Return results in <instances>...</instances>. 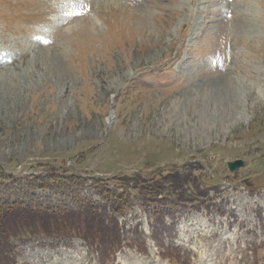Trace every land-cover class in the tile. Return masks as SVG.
I'll return each instance as SVG.
<instances>
[{
    "label": "rangeland",
    "instance_id": "rangeland-1",
    "mask_svg": "<svg viewBox=\"0 0 264 264\" xmlns=\"http://www.w3.org/2000/svg\"><path fill=\"white\" fill-rule=\"evenodd\" d=\"M0 178L120 238L16 264H264V0H0Z\"/></svg>",
    "mask_w": 264,
    "mask_h": 264
},
{
    "label": "trees",
    "instance_id": "trees-1",
    "mask_svg": "<svg viewBox=\"0 0 264 264\" xmlns=\"http://www.w3.org/2000/svg\"><path fill=\"white\" fill-rule=\"evenodd\" d=\"M62 175L73 178L72 175L66 171L62 173ZM7 179H9V181L13 180L10 179L9 176ZM58 179L64 180L62 177H58L55 178L54 183L58 182ZM1 181L6 183L9 182L0 178V182ZM6 192H10V194L7 193L0 196V264H14L11 254L13 251L12 242L15 240L34 238L46 233L64 234V232H67L66 234L73 233L86 241L96 238L95 236L97 235L101 239L105 237V229H108L104 225L106 220L104 219L103 213L97 211L96 204L84 200L78 212L70 213L69 215L61 212V214H63L62 216L58 210L45 209V213L48 210V218L45 221L39 220V217L42 216L40 207L32 205L33 202L30 200L28 203L19 197L17 194L18 190L12 191V189L7 188ZM114 202L116 204L113 214L119 215L121 198L114 196ZM70 217H73V219L74 217L77 218L75 223L71 222ZM112 227L113 229L116 228L115 223ZM94 230L99 231L95 236L90 238L88 235ZM118 240V235L113 232L112 236L108 237L105 241L116 246L118 245Z\"/></svg>",
    "mask_w": 264,
    "mask_h": 264
},
{
    "label": "water",
    "instance_id": "water-1",
    "mask_svg": "<svg viewBox=\"0 0 264 264\" xmlns=\"http://www.w3.org/2000/svg\"><path fill=\"white\" fill-rule=\"evenodd\" d=\"M242 165H243V163L240 160L227 163V167H228L229 171H231V172L236 171L238 168L242 167Z\"/></svg>",
    "mask_w": 264,
    "mask_h": 264
}]
</instances>
